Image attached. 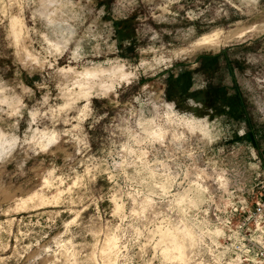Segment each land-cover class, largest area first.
<instances>
[{"label": "rangeland", "instance_id": "374dc122", "mask_svg": "<svg viewBox=\"0 0 264 264\" xmlns=\"http://www.w3.org/2000/svg\"><path fill=\"white\" fill-rule=\"evenodd\" d=\"M259 171L264 0H0V264H244Z\"/></svg>", "mask_w": 264, "mask_h": 264}, {"label": "built area", "instance_id": "2783aa9c", "mask_svg": "<svg viewBox=\"0 0 264 264\" xmlns=\"http://www.w3.org/2000/svg\"><path fill=\"white\" fill-rule=\"evenodd\" d=\"M249 197L235 203L224 219L219 243L222 254L244 264H264V173L253 176Z\"/></svg>", "mask_w": 264, "mask_h": 264}]
</instances>
